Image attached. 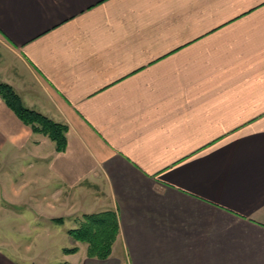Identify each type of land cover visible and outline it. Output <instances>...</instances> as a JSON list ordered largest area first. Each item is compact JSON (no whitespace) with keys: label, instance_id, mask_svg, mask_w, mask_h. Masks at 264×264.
<instances>
[{"label":"crops","instance_id":"obj_1","mask_svg":"<svg viewBox=\"0 0 264 264\" xmlns=\"http://www.w3.org/2000/svg\"><path fill=\"white\" fill-rule=\"evenodd\" d=\"M0 83L67 127L0 99V264H264V0H0Z\"/></svg>","mask_w":264,"mask_h":264},{"label":"trees","instance_id":"obj_2","mask_svg":"<svg viewBox=\"0 0 264 264\" xmlns=\"http://www.w3.org/2000/svg\"><path fill=\"white\" fill-rule=\"evenodd\" d=\"M0 99L32 132L41 133L53 141L57 152H62L65 149V132L67 130L65 125L56 123L39 112L25 107L7 84L0 83ZM53 221L63 222L62 218L53 219ZM76 221L77 226L69 229L67 234L74 240L86 244L88 258L107 259L111 255L112 246L119 234L116 214L112 211L84 214ZM62 252L65 255L74 254L77 252V248H65Z\"/></svg>","mask_w":264,"mask_h":264},{"label":"rangeland","instance_id":"obj_3","mask_svg":"<svg viewBox=\"0 0 264 264\" xmlns=\"http://www.w3.org/2000/svg\"><path fill=\"white\" fill-rule=\"evenodd\" d=\"M72 224L70 222H65L64 226L62 227L63 229H72ZM57 245L62 247H69V245L62 239L59 241V243H57ZM58 246V247H59ZM40 253V252H38ZM45 258L42 259V257L39 258L40 262H44V264H59L60 261V256H61V252L57 251V250H52V251H47L44 254Z\"/></svg>","mask_w":264,"mask_h":264}]
</instances>
